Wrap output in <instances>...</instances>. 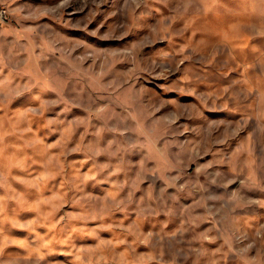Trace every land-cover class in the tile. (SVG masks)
Segmentation results:
<instances>
[{
    "label": "rangeland",
    "instance_id": "374dc122",
    "mask_svg": "<svg viewBox=\"0 0 264 264\" xmlns=\"http://www.w3.org/2000/svg\"><path fill=\"white\" fill-rule=\"evenodd\" d=\"M0 4V264H264V0Z\"/></svg>",
    "mask_w": 264,
    "mask_h": 264
},
{
    "label": "built area",
    "instance_id": "2783aa9c",
    "mask_svg": "<svg viewBox=\"0 0 264 264\" xmlns=\"http://www.w3.org/2000/svg\"><path fill=\"white\" fill-rule=\"evenodd\" d=\"M12 17V12L6 5L0 4V21L3 23L9 22Z\"/></svg>",
    "mask_w": 264,
    "mask_h": 264
}]
</instances>
